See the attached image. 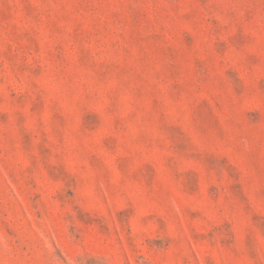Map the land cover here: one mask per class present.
Segmentation results:
<instances>
[{
	"label": "rangeland",
	"instance_id": "374dc122",
	"mask_svg": "<svg viewBox=\"0 0 264 264\" xmlns=\"http://www.w3.org/2000/svg\"><path fill=\"white\" fill-rule=\"evenodd\" d=\"M0 264H264V0H0Z\"/></svg>",
	"mask_w": 264,
	"mask_h": 264
}]
</instances>
